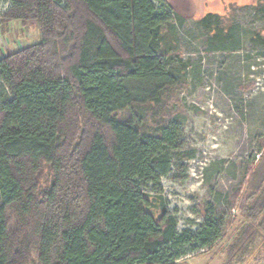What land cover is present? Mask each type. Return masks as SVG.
Masks as SVG:
<instances>
[{
	"label": "trees",
	"instance_id": "16d2710c",
	"mask_svg": "<svg viewBox=\"0 0 264 264\" xmlns=\"http://www.w3.org/2000/svg\"><path fill=\"white\" fill-rule=\"evenodd\" d=\"M4 1L0 25L33 22L40 40L0 58V264L18 254L29 264H189L188 253L213 249L225 227L213 207L195 231H177L166 210L154 218L143 192L173 166L187 177L173 164L179 123L149 110H163V93L180 79L166 8ZM213 18L200 23L210 29ZM260 184L262 220L251 229L264 247V177Z\"/></svg>",
	"mask_w": 264,
	"mask_h": 264
},
{
	"label": "rangeland",
	"instance_id": "374dc122",
	"mask_svg": "<svg viewBox=\"0 0 264 264\" xmlns=\"http://www.w3.org/2000/svg\"><path fill=\"white\" fill-rule=\"evenodd\" d=\"M154 1L171 16L167 43L180 79L163 93V110H149L179 123L180 149L173 164H181L187 177L180 180L182 173L173 166L157 186L144 188L148 210L156 220L166 210L177 231H195L206 205L223 219L214 248L188 253L189 264H264V247L251 229L262 220L254 202L264 177V0ZM6 6L0 0V12ZM207 15L214 16L210 29L200 23ZM39 40L33 22L0 25V58ZM49 183L46 169L40 188ZM14 264L29 263L18 254Z\"/></svg>",
	"mask_w": 264,
	"mask_h": 264
}]
</instances>
